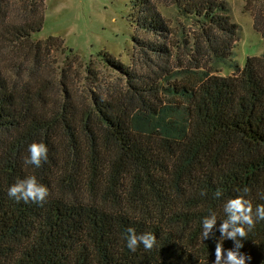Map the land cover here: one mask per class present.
I'll list each match as a JSON object with an SVG mask.
<instances>
[{"label": "trees", "instance_id": "trees-1", "mask_svg": "<svg viewBox=\"0 0 264 264\" xmlns=\"http://www.w3.org/2000/svg\"><path fill=\"white\" fill-rule=\"evenodd\" d=\"M175 4L190 25L179 36L151 0L132 3L144 36H132L135 66L101 53L118 83L104 88L92 73L77 91L53 54L78 56L34 37L43 1L0 0V264H213L220 233L202 240V217L215 212L218 226L223 202L244 187L253 209L264 204V54L235 63L238 26L224 0ZM33 142L48 148L38 169L23 163ZM32 175L46 202L9 199ZM128 228L152 233L153 248L129 251ZM241 243L245 264H264V221Z\"/></svg>", "mask_w": 264, "mask_h": 264}, {"label": "rangeland", "instance_id": "rangeland-1", "mask_svg": "<svg viewBox=\"0 0 264 264\" xmlns=\"http://www.w3.org/2000/svg\"><path fill=\"white\" fill-rule=\"evenodd\" d=\"M42 1L45 7L44 24L34 37L38 40L58 38L66 48L72 50L74 56H78L75 62L60 52L53 54L58 67L63 66L75 74L74 87L77 91L92 86V73L104 88L118 83L119 74L103 63L99 57L101 53H107L126 67L135 66L132 36L135 34L144 38L134 32V24L129 17L131 4L136 0ZM151 1L176 35L179 36L183 28H190L189 23L179 16L175 0ZM224 1L231 21L238 26L233 59L242 68L247 57L264 54V37L254 28L258 14L261 16L260 23H264V0ZM89 63L91 73L85 71ZM220 70L221 76L232 73L226 67Z\"/></svg>", "mask_w": 264, "mask_h": 264}, {"label": "clouds", "instance_id": "clouds-1", "mask_svg": "<svg viewBox=\"0 0 264 264\" xmlns=\"http://www.w3.org/2000/svg\"><path fill=\"white\" fill-rule=\"evenodd\" d=\"M48 148L43 142H33L27 146V155L23 158L24 165L40 168L47 162ZM249 189L244 187L237 190V195L226 199L222 204L224 219L219 220L217 226V214L210 211L207 216L200 221L202 240L210 237L215 238V231L220 233L215 247V260L213 264H245L246 257L239 252L243 246L241 241L252 231L256 223L264 221V204H257L253 209L251 200L247 199ZM201 195H205L201 192ZM223 193L217 190L215 198L219 199ZM7 196L16 203H34L42 205L49 196V190L42 183H39L36 176H28L22 180H17L8 187ZM260 199L264 200V193L260 194ZM125 247L135 252L137 247L142 245L145 250H150L156 243V238L152 233L138 235L133 228H128L122 237ZM225 239L233 241L234 247L231 250H223L222 242Z\"/></svg>", "mask_w": 264, "mask_h": 264}]
</instances>
